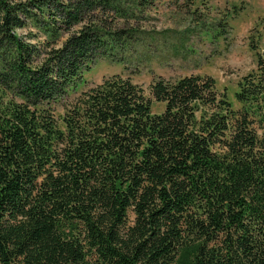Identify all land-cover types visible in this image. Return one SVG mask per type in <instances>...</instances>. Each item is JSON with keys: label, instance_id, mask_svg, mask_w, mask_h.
<instances>
[{"label": "trees", "instance_id": "obj_1", "mask_svg": "<svg viewBox=\"0 0 264 264\" xmlns=\"http://www.w3.org/2000/svg\"><path fill=\"white\" fill-rule=\"evenodd\" d=\"M158 2L0 0V264H264V51L81 88Z\"/></svg>", "mask_w": 264, "mask_h": 264}, {"label": "rangeland", "instance_id": "obj_2", "mask_svg": "<svg viewBox=\"0 0 264 264\" xmlns=\"http://www.w3.org/2000/svg\"><path fill=\"white\" fill-rule=\"evenodd\" d=\"M179 5L159 0L156 8L141 12L134 40L111 57L97 58L81 88L104 76H129L151 99L152 111L160 112L163 103L149 91L155 78L209 75L238 107L237 82L255 68L256 52L264 51V0H180Z\"/></svg>", "mask_w": 264, "mask_h": 264}]
</instances>
